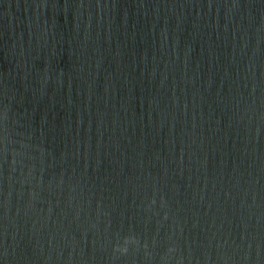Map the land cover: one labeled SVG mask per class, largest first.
Returning a JSON list of instances; mask_svg holds the SVG:
<instances>
[{
  "label": "water",
  "instance_id": "water-1",
  "mask_svg": "<svg viewBox=\"0 0 264 264\" xmlns=\"http://www.w3.org/2000/svg\"><path fill=\"white\" fill-rule=\"evenodd\" d=\"M0 264H264V0H0Z\"/></svg>",
  "mask_w": 264,
  "mask_h": 264
}]
</instances>
